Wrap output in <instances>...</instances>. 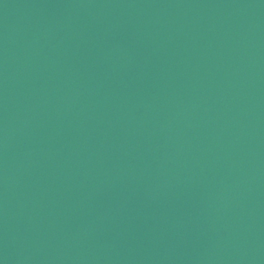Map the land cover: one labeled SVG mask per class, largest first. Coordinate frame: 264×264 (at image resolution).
<instances>
[{
	"label": "water",
	"instance_id": "1",
	"mask_svg": "<svg viewBox=\"0 0 264 264\" xmlns=\"http://www.w3.org/2000/svg\"><path fill=\"white\" fill-rule=\"evenodd\" d=\"M0 264H264V0H0Z\"/></svg>",
	"mask_w": 264,
	"mask_h": 264
}]
</instances>
